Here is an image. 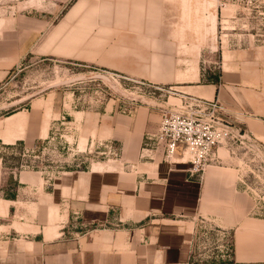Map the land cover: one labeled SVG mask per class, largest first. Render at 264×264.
Here are the masks:
<instances>
[{
    "label": "rangeland",
    "instance_id": "obj_1",
    "mask_svg": "<svg viewBox=\"0 0 264 264\" xmlns=\"http://www.w3.org/2000/svg\"><path fill=\"white\" fill-rule=\"evenodd\" d=\"M169 1L0 0V25L25 17L37 24L34 49L0 84V120L19 111L29 120L26 141L0 140V199H14L0 200V236L9 231L4 209L10 204L35 226L46 227L55 214L65 220L67 202L59 209L46 194L56 193L59 203L67 172L97 163L127 171L124 140L111 133L119 121L149 119L145 154L162 117L186 102L230 104L236 89L243 98L264 95V0ZM216 85L224 89L214 98L209 90ZM46 114L49 132L40 138ZM245 152L221 147V167L235 173L263 210L264 157L251 161ZM189 159L180 152L174 161ZM29 172L36 179L19 183ZM112 215L94 229L115 227L119 214ZM74 217L71 231L91 229L81 214ZM199 224L196 264L230 263L222 259L223 229L212 218Z\"/></svg>",
    "mask_w": 264,
    "mask_h": 264
},
{
    "label": "crops",
    "instance_id": "obj_2",
    "mask_svg": "<svg viewBox=\"0 0 264 264\" xmlns=\"http://www.w3.org/2000/svg\"><path fill=\"white\" fill-rule=\"evenodd\" d=\"M215 20L213 15V28ZM10 23L0 25V84L32 52L36 41L35 20L25 17ZM213 87L209 96L216 98L224 85ZM229 101L223 104V114L264 143V95L243 98L236 89ZM46 118L47 114L40 122V138L49 132ZM121 121L112 126L111 133L124 140L127 171L97 163L67 172L59 203L56 193L46 195L59 209L67 202L68 214L63 221L61 215H53L46 227L25 222L15 215L14 204L7 206L9 231L0 236V264H196L193 254L199 223L211 218L223 229L224 239L230 236L233 242L230 263L225 264H264V209L255 205L235 173L220 164L191 174L186 162L167 161L163 148L143 154L149 119ZM28 123L26 111L0 120V140L4 144L26 141ZM30 174L22 173L19 183L35 180ZM0 200L8 205L14 199ZM113 210L119 214L115 227L94 229L97 223L112 219ZM75 214H81L85 227L91 229L81 226L83 231H71L69 222ZM30 229L39 231L31 234Z\"/></svg>",
    "mask_w": 264,
    "mask_h": 264
},
{
    "label": "built area",
    "instance_id": "obj_3",
    "mask_svg": "<svg viewBox=\"0 0 264 264\" xmlns=\"http://www.w3.org/2000/svg\"><path fill=\"white\" fill-rule=\"evenodd\" d=\"M224 111L225 107L214 101L186 102L182 109L162 117L157 132L147 138L145 146L148 151L163 148L169 162H173L178 153L188 151L190 159L186 163L191 174L203 173L211 162L222 164L221 147L232 154L244 149L251 161L263 160L264 143L228 119ZM260 168L264 169V166ZM223 248L224 256L231 260L233 242L230 236L225 237Z\"/></svg>",
    "mask_w": 264,
    "mask_h": 264
},
{
    "label": "bare ground",
    "instance_id": "obj_4",
    "mask_svg": "<svg viewBox=\"0 0 264 264\" xmlns=\"http://www.w3.org/2000/svg\"><path fill=\"white\" fill-rule=\"evenodd\" d=\"M188 155H189V152L188 151H185Z\"/></svg>",
    "mask_w": 264,
    "mask_h": 264
}]
</instances>
